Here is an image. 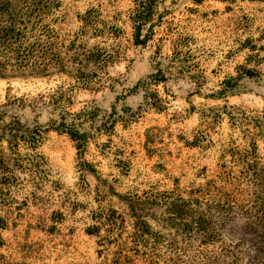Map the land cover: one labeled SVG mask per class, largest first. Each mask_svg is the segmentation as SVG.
<instances>
[{"label": "rangeland", "instance_id": "374dc122", "mask_svg": "<svg viewBox=\"0 0 264 264\" xmlns=\"http://www.w3.org/2000/svg\"><path fill=\"white\" fill-rule=\"evenodd\" d=\"M144 1L56 0L44 18L53 32L42 38L46 71L0 59V104L60 90L61 115L66 123L78 118L87 136L79 149L49 125L34 151L19 142L18 158L0 141V182L12 200L5 263L201 264L197 245L165 222L159 199L210 180L217 189L210 202L225 203L220 220L213 213L214 234L234 246L252 228L264 204V0H157L137 30ZM20 4L12 0L0 24ZM158 69L166 81L150 86L145 100L133 88ZM235 78V93L214 98ZM135 205L143 208L145 235ZM256 233L242 237L237 264L264 263V237Z\"/></svg>", "mask_w": 264, "mask_h": 264}, {"label": "trees", "instance_id": "16d2710c", "mask_svg": "<svg viewBox=\"0 0 264 264\" xmlns=\"http://www.w3.org/2000/svg\"><path fill=\"white\" fill-rule=\"evenodd\" d=\"M11 1L0 0V16L11 8ZM19 1L21 4L18 11L7 13V18L0 24V59L5 65L11 64V67L29 68L30 71H46L49 62L46 57L49 44L46 39L42 38L45 36L49 39L53 32L44 24V18L51 9L54 10L58 7L56 0ZM156 2L157 0H145L143 2L137 30L140 29V25L147 22ZM243 71L246 78L256 79L257 74L254 69H244ZM239 79L235 78L224 82L223 87L214 98H227L228 94L235 93L236 89L240 88L237 84ZM165 81V77L158 69L154 75L149 77L147 82H137L133 89L142 91L143 99L146 100L148 97L152 98L149 91L150 86ZM66 103V93L60 90L55 91L52 96L7 97L0 104V141L7 139L9 150L18 158L19 142H22L27 149L34 151L40 143L41 134L44 132L42 128L53 125L55 130L62 129L71 139L77 141L79 143L78 148L81 149L87 136L80 132L78 123L75 125L78 118L72 120L71 123H66V118L61 115ZM56 113H58L59 120L52 119ZM45 114L51 115V117L43 125L40 119ZM85 114L86 116L90 115V113ZM129 114L133 117L136 113L128 111L126 115ZM106 124L113 125L114 121H109ZM252 150L253 155H257V147L253 144ZM37 156L29 155L30 158ZM220 180L225 186H228L232 179L227 175H221ZM6 185H9V182ZM192 187L186 190L175 186L174 189L163 191L160 194L159 200L165 206L164 214L167 216L165 222L179 228L189 243L197 245L196 256L201 264H237L239 256L237 249L245 239L242 237L245 235L257 236L256 231H261L262 236L260 237H264V204L260 203V210L253 216L254 221L250 222L252 228L247 227L249 231L242 230V237L237 238V244L232 246L219 239L213 232V213H217L216 219L220 220L225 207V203L213 205L210 202V197L217 190L215 181L210 180L203 186L198 185L196 189ZM7 190L3 189V183L0 182V248L4 246L2 232L7 230L9 224L8 214L11 209L8 206L10 204L8 200L10 199L9 201L12 202L11 198L8 197ZM224 199L230 210L229 196L224 195ZM142 210L141 207L133 206L134 216L139 219L137 225L142 229L140 235H145L143 230H146L148 226L141 220ZM222 224L224 225V223ZM94 232L96 234L97 230ZM229 232L233 231L229 230ZM251 259L252 264H264L260 258L253 257ZM0 264H9L5 263L3 255H0Z\"/></svg>", "mask_w": 264, "mask_h": 264}]
</instances>
